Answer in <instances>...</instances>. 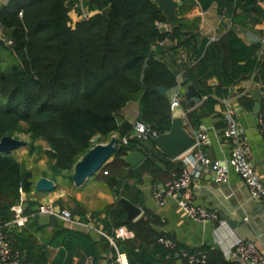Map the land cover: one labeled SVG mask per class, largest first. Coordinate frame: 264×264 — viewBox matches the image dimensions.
<instances>
[{
    "label": "trees",
    "instance_id": "trees-1",
    "mask_svg": "<svg viewBox=\"0 0 264 264\" xmlns=\"http://www.w3.org/2000/svg\"><path fill=\"white\" fill-rule=\"evenodd\" d=\"M180 1L176 25L159 31L168 22L153 0L85 2L90 16L84 21L77 19L73 0H10L0 8L1 33L11 42L9 46L4 40L0 43V137L23 122L31 138H42L52 167L60 171L70 168L91 147L93 136L101 141L117 132L121 122L117 118H122L119 110L127 101H137V120L157 135L166 132L171 120L169 100L156 88L170 90L182 74L185 82L180 85L192 84L204 97L199 106L203 112L211 110L212 96L222 97L239 80L250 77L264 85V47L245 44L231 30L208 41L197 24L184 21V14L194 7L205 10L215 2L217 10L231 20L241 10L246 23L240 24L252 29L264 19L256 0ZM164 39L175 43L164 48L159 45ZM211 77L217 81L214 86L207 84ZM185 116L191 123L198 118L192 110ZM152 147L151 140L127 138L113 159L123 163L120 156L125 151L139 150L144 154L140 166L153 172L157 166ZM136 171L128 169L127 173ZM31 177L11 154L0 153L1 223L11 219L9 208L18 201L19 191L27 193L32 187ZM104 213L101 231L106 235L119 225L133 232L131 239L115 241L127 264H154L172 254L155 242L158 235L149 229L147 220L124 221L118 204ZM76 215L84 217L79 210ZM36 218L33 215L23 227L6 231L11 248L24 254L27 264H76L79 251L95 264L96 242L87 232L53 222L56 229L51 236L35 244L26 227L36 229ZM98 236L114 253L107 239ZM48 246L57 248L51 259ZM209 261L220 264L213 257Z\"/></svg>",
    "mask_w": 264,
    "mask_h": 264
},
{
    "label": "crops",
    "instance_id": "crops-1",
    "mask_svg": "<svg viewBox=\"0 0 264 264\" xmlns=\"http://www.w3.org/2000/svg\"><path fill=\"white\" fill-rule=\"evenodd\" d=\"M9 2L10 0H0V8L6 6ZM256 3L264 10V0H256ZM177 8L178 6L175 8L174 13ZM243 16L242 11L237 9L236 16L231 20L226 12L223 10L218 11L215 2H213L205 10H201L198 6L194 7L184 14V21L197 24L198 32L200 35L207 37L208 41L222 38L227 31L231 30L245 44L252 45L255 42H260V48L264 47V19L251 29L241 25L246 23ZM163 26L167 29L170 24L168 22L167 25ZM1 29L0 25V39L5 40L6 38L2 35ZM174 43L172 40L164 39L159 42V45L169 48ZM181 81L182 78L178 77L176 86L164 92L169 100L177 90L181 99L180 105L171 111V118L180 117L183 130L191 136L198 130L205 132L208 144L204 147V150L210 159L217 160L226 166L227 180L224 183H215L211 175L202 174L197 178H193L189 185L181 190L176 197L211 208L217 214L218 219L216 221L195 222L187 218L177 207L175 199L170 196H165L164 203L161 206H156L151 197V189L153 186L160 188L164 181L177 175L179 159L178 157L171 160L165 158L155 146L151 148V157H153L157 166L155 171L150 172L148 168L141 167V163L134 168H130L124 163L113 159L112 155L105 163L104 170H102L106 171V174H102V171L99 170L79 186H73L70 179L73 165L70 168L60 170L62 175L57 179L43 173L35 174L29 170L31 168V165H29L23 170L30 171L32 187L27 193H19L22 212L29 214L39 204L51 202L53 207L58 206L59 210L67 207L72 215L78 216L76 211L79 210L83 212L84 216H93L95 224L101 230V220L105 218L104 210L116 204L119 205L118 198L122 197L134 204L140 211L131 222L138 219L147 220L148 227L154 234L170 237L178 248L189 251L207 249L210 257L219 261L220 264H238L234 260L225 259V257L235 242L243 239L250 241L264 254V200L249 198L241 180L226 163L229 145L221 137V130L226 121L225 115L229 113L240 129L244 138L248 161L264 188V137L256 128L257 110L253 109L257 101L253 98V95L263 96L264 85L254 82L250 77L235 82L227 88L226 94L222 97L212 96L214 103L209 112L201 111L199 109L200 103L193 107L191 110L198 118L195 123H191L185 116L188 110L183 108L182 90L187 84L180 85ZM207 84L214 86L217 81L214 77H211L207 80ZM203 99L204 97H202ZM258 102L260 103V100ZM175 110L176 113H174ZM119 113L122 118L117 132L114 133L125 136L129 133L133 121L138 119L137 101H127L121 107ZM44 146V149L49 151L46 144ZM15 160L18 162V159ZM42 162V159L39 158L36 163L41 165ZM50 162L53 163L52 157ZM128 169L137 170L134 173L137 175H129L127 173ZM39 177L50 179L54 189L50 192L35 190L34 183ZM66 179L70 181V184L66 183ZM120 209L122 210L121 207ZM123 214V219L126 221L124 211ZM53 222L58 226L78 230L57 218H50L47 224L41 225L37 217V228L34 229L33 225L28 226L27 224L26 231L31 232L30 235L33 237L35 244L41 245L42 240L49 238L55 231L56 226ZM122 226L126 227V225ZM89 235L96 242L95 256L97 259L95 264H117L115 253L105 246L98 234L89 233ZM56 250L57 248L48 246L49 259L53 257ZM120 255L127 264L125 255L122 252ZM89 259L86 257L85 264H91V262L88 263ZM75 261H77V258H75ZM154 264H184V261L176 252H172L171 255H166L162 261ZM262 264H264V261Z\"/></svg>",
    "mask_w": 264,
    "mask_h": 264
},
{
    "label": "built area",
    "instance_id": "built-area-1",
    "mask_svg": "<svg viewBox=\"0 0 264 264\" xmlns=\"http://www.w3.org/2000/svg\"><path fill=\"white\" fill-rule=\"evenodd\" d=\"M85 2L87 0H73L72 3V8L78 10L77 19L80 21L87 20L90 16V11H88ZM20 14V11H18L17 16L20 17ZM4 42L7 46L11 44L10 40L7 39ZM180 100L177 90H175L169 99L170 112L180 105ZM225 119V125L221 130V137L229 145L226 163L239 177L250 199L264 200V188L248 161L245 142L240 129L229 113H226ZM256 128L264 137V95L260 99L259 108L256 111ZM156 135L149 126L139 120H135L131 124L129 133L119 139V145L125 146L127 138L133 137L141 142H146ZM192 137L194 138V144L178 157L179 171L177 175L164 181L160 188L153 186L151 197L156 206H161L164 203L165 196L173 197L182 213L195 222L216 221L218 219L217 214L211 208L189 202L181 197H176L181 190L189 185L193 178H197L202 174L211 175L215 183H224L227 180L226 166L217 160L210 159L204 150V147L208 144L205 132L198 130ZM102 174H106V171H102ZM19 202L18 198L17 203L12 204L9 208L12 213L11 219L4 223L0 222V264H20L21 255L18 251L11 248L10 239L6 231L10 227L15 229L23 227L27 219L33 215L36 217L48 215L50 218H57L70 227L82 232L95 233L105 237L114 250L115 262L117 264H125V259L118 252L115 241L133 237V232L126 227L119 225L113 228L111 235H106L95 224L94 218L91 215L80 219L65 209H60L55 214L51 202L39 204L33 212L24 214ZM155 242L170 252H176L183 259L184 264H210V255L207 249L189 251L178 248L174 240L165 235H158L155 238ZM225 259L234 260L238 264H262L264 254L250 241L240 239L235 242ZM89 262L90 259L88 260Z\"/></svg>",
    "mask_w": 264,
    "mask_h": 264
},
{
    "label": "water",
    "instance_id": "water-1",
    "mask_svg": "<svg viewBox=\"0 0 264 264\" xmlns=\"http://www.w3.org/2000/svg\"><path fill=\"white\" fill-rule=\"evenodd\" d=\"M89 3H99V0H87ZM158 9L162 12L170 26L176 25V15L174 10L181 4L178 0H153ZM106 11L102 10V14ZM165 26H160L159 31H164ZM0 43L2 40L0 39ZM260 42H255L253 45L257 48L260 47ZM182 82H185L183 74L180 76ZM156 91L160 94L165 92L162 87H157ZM183 95V108L185 110H191L202 101V96L197 92L192 84H187L182 90ZM253 98L256 99V103L253 106L254 110H258L259 102L262 98L261 95L255 94ZM117 122H120V118H117ZM154 146L163 154L167 159H175L179 157L184 151L190 148L194 144V138L187 134L183 128L180 117H173L170 120L169 129L161 134H158L150 139ZM91 147L83 153L79 159L75 161L72 166L71 182L73 186L81 185L87 178L93 176L98 172L103 164L114 154L121 150L119 145V139L112 136L108 142H99V136L95 135L90 140ZM25 143L21 140L14 139L12 137L3 135L0 137V153L11 154L14 150L24 146ZM120 159L125 165L130 168H134L144 160V154L139 150H127ZM35 190L39 192H50L54 189L52 181L46 177H39L34 183ZM118 203L122 210L125 212V220L131 221L139 214V209L129 202L128 200L120 197ZM59 212V207H54V213ZM50 220L48 215L38 216V221L41 225L47 224ZM121 253L120 250H118ZM86 256L82 253H78L76 264H85ZM20 264H27L24 258V254L21 256Z\"/></svg>",
    "mask_w": 264,
    "mask_h": 264
},
{
    "label": "rangeland",
    "instance_id": "rangeland-1",
    "mask_svg": "<svg viewBox=\"0 0 264 264\" xmlns=\"http://www.w3.org/2000/svg\"><path fill=\"white\" fill-rule=\"evenodd\" d=\"M174 113H176V110L174 111ZM5 135L17 140H21L25 143L24 146L18 148L17 150H14L11 153L13 158L18 159V164L22 169L31 165V168L29 170L34 172L35 174L43 173L54 179H57L62 175L60 171L52 167L49 151L44 149L45 144L43 143L45 142L40 137L31 138V136L25 131V124L23 122H19L12 130L6 132ZM112 136L117 137V134L111 133L99 142L106 143ZM39 158L43 161L41 165H37L36 163ZM66 183L70 184V181L67 180ZM64 209L69 211L67 207H65Z\"/></svg>",
    "mask_w": 264,
    "mask_h": 264
}]
</instances>
